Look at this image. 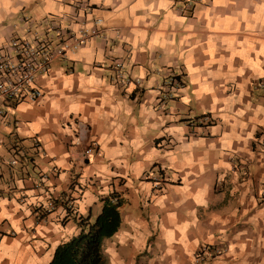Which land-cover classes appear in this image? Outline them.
Returning a JSON list of instances; mask_svg holds the SVG:
<instances>
[{"label": "crops", "instance_id": "1", "mask_svg": "<svg viewBox=\"0 0 264 264\" xmlns=\"http://www.w3.org/2000/svg\"><path fill=\"white\" fill-rule=\"evenodd\" d=\"M91 2L0 0V49L52 16L104 30L0 118V264H48L113 192L122 223L103 264H264V0ZM180 70L185 87L160 107ZM204 245L229 248L195 263Z\"/></svg>", "mask_w": 264, "mask_h": 264}, {"label": "built area", "instance_id": "2", "mask_svg": "<svg viewBox=\"0 0 264 264\" xmlns=\"http://www.w3.org/2000/svg\"><path fill=\"white\" fill-rule=\"evenodd\" d=\"M74 8L86 12L94 10L91 0H65ZM182 12H191L200 0H178ZM36 28H28L27 36L12 37L8 44L0 49V118L5 120L11 109L18 103L28 100L36 101L44 93L37 80L40 76L49 75L53 64L67 56L69 52L82 48L93 37L101 36L104 30L101 27L102 19L95 18V25H83L76 29L70 18L60 15L41 20ZM113 80L122 87H129L134 81L126 71L124 65L117 61L114 67ZM185 74L182 70L173 71L165 78L160 88V107H165L166 102L173 99L185 87ZM200 122L210 123L211 117L205 115ZM34 146H42L39 136L33 137ZM258 149L264 153V135L257 140ZM90 145L84 155L93 152ZM234 168L239 169L240 161L234 159ZM237 165V167H236ZM53 205V204H52ZM1 237V232H0ZM228 245H204L195 254V263L214 259L228 251Z\"/></svg>", "mask_w": 264, "mask_h": 264}, {"label": "trees", "instance_id": "3", "mask_svg": "<svg viewBox=\"0 0 264 264\" xmlns=\"http://www.w3.org/2000/svg\"><path fill=\"white\" fill-rule=\"evenodd\" d=\"M103 208L94 221L81 218L80 232L55 249L48 264H103V245L119 230L122 223L123 198L113 192L102 199Z\"/></svg>", "mask_w": 264, "mask_h": 264}]
</instances>
